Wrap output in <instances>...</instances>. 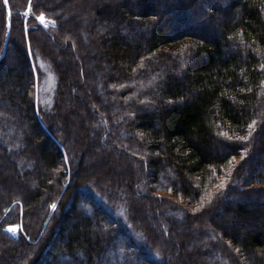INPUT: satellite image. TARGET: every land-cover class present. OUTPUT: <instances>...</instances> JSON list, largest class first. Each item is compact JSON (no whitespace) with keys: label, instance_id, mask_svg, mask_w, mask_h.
Listing matches in <instances>:
<instances>
[{"label":"trees","instance_id":"1","mask_svg":"<svg viewBox=\"0 0 264 264\" xmlns=\"http://www.w3.org/2000/svg\"><path fill=\"white\" fill-rule=\"evenodd\" d=\"M204 1L8 0L0 264H264V0Z\"/></svg>","mask_w":264,"mask_h":264},{"label":"rangeland","instance_id":"2","mask_svg":"<svg viewBox=\"0 0 264 264\" xmlns=\"http://www.w3.org/2000/svg\"><path fill=\"white\" fill-rule=\"evenodd\" d=\"M101 2H106V0L105 1H102L101 0ZM201 2H202L201 3L202 6L207 5L206 1H204V0H201ZM210 4H213L215 6H219V5H223L224 3H223V1H220V0H210ZM197 12H198L197 15L201 16V13L199 11H197ZM89 14L91 15V11H90ZM41 15H43V17L45 18V23L44 24H46V25H52V22H51L50 19H48L42 13L39 16H41ZM69 15H72V13L70 12ZM192 24H193L192 22L186 24V28L189 27V26H191ZM194 30L198 32V31H200V28L199 27H195ZM42 72H43V80L45 82L44 91L47 90L46 93L48 92L47 94L49 96H51L52 90H53V87H54V83H55L54 74H53L51 68L49 66L45 65V64L43 65ZM12 85L13 84L11 83V79L8 80V81H6L5 84L1 85V87H0V95H1V93L5 92V90H7V89H9L11 87L13 88ZM49 100L50 99H47V101H49ZM73 132H74V135L75 136L78 135L79 130L77 129L76 125H74ZM91 157H92V155H88L85 158L86 165H88L92 161ZM112 168L114 170V173H117V174H122V172L124 170L122 164L114 165V167H112ZM255 168H256V166H255ZM8 176L11 177V172L10 171H8ZM160 193L163 194L162 192H160ZM231 199L233 201H241V202L247 203V206H248L249 209H260V210L264 211V203L263 204L256 205L258 203L257 201L259 200V198L256 197L254 194H249L248 195V198H245L244 196L241 197V196L238 195V196H235V197H231ZM260 200H262V199H260ZM262 215L263 214L261 212L260 215H257L256 219L250 220L248 223H244V224L242 223V224H240L242 226L241 228L239 226V223L240 222L237 220L236 217H232V216H229V215L223 216V217L226 219L227 223L230 224V226H233V227H236L237 226V228L239 229V231H241V229L243 228L242 229V231H243L244 230V227L247 228V229H249V228H253L254 226H259V227L261 226V229L264 228V217ZM19 227L20 226H18V225H9L5 229H6V231L9 234L15 236L17 234V232H18V228ZM11 228H14L15 231L14 232L13 231H10L9 229H11Z\"/></svg>","mask_w":264,"mask_h":264},{"label":"water","instance_id":"3","mask_svg":"<svg viewBox=\"0 0 264 264\" xmlns=\"http://www.w3.org/2000/svg\"><path fill=\"white\" fill-rule=\"evenodd\" d=\"M3 4H4V2H3ZM4 7H5V10H6V25H7V29H6V34H5V38H4V41H3L2 49H1V52H0V59L5 54L7 43H8V39H9V34H10V27L8 26V14L10 12L9 4H7V5L4 4ZM10 14H11V12H10Z\"/></svg>","mask_w":264,"mask_h":264},{"label":"snow or ice","instance_id":"4","mask_svg":"<svg viewBox=\"0 0 264 264\" xmlns=\"http://www.w3.org/2000/svg\"><path fill=\"white\" fill-rule=\"evenodd\" d=\"M3 2H4V4L5 5H7L8 4V0H3ZM31 9H30V7H29V11H30ZM36 19H38L41 23H45V18L43 17V15H41V16H38ZM54 23V22H53ZM8 26L10 27L11 26V14H10V12H9V14H8ZM45 26H47V25H45ZM261 67L262 68H264V65H261ZM255 123V122H254ZM250 127H251V125H250ZM243 139H247L246 137L245 138H243ZM51 207L53 208V209H55L56 208V205L55 204H52L51 205ZM10 231H15V229L14 228H11V229H9Z\"/></svg>","mask_w":264,"mask_h":264}]
</instances>
